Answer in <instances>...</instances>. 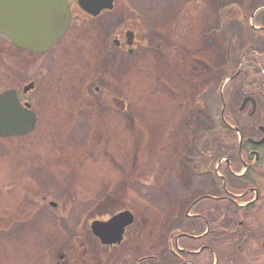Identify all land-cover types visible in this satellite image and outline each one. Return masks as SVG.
Wrapping results in <instances>:
<instances>
[{"label": "rangeland", "instance_id": "374dc122", "mask_svg": "<svg viewBox=\"0 0 264 264\" xmlns=\"http://www.w3.org/2000/svg\"><path fill=\"white\" fill-rule=\"evenodd\" d=\"M115 1L72 20L43 53L0 35V93L35 81L24 98L39 113L29 133L0 137V264H119L90 224L129 208L138 217L123 259L176 264L169 237L187 202L217 194L209 166L235 142L221 94L235 105L259 89L264 0ZM234 223H217V264H264L256 241L230 234ZM145 257L155 259L138 263Z\"/></svg>", "mask_w": 264, "mask_h": 264}, {"label": "flooded vegetation", "instance_id": "af4514ba", "mask_svg": "<svg viewBox=\"0 0 264 264\" xmlns=\"http://www.w3.org/2000/svg\"><path fill=\"white\" fill-rule=\"evenodd\" d=\"M80 16L81 21L93 18L80 10V13H76L72 20L79 22ZM127 28V40L133 41L137 37V28L136 26ZM118 36V34L113 35L116 45L121 44ZM258 55L262 57L259 63L262 67L259 72L262 73L263 78L260 79L257 92L254 90L244 92L241 98L235 101V105L230 102V93L223 91L221 94L222 103L229 118L226 127H229L228 131L235 138V142L233 146L225 144L215 154L212 160L214 163L209 166L208 171H215L214 176L216 175L217 181L221 183L217 188V194H209L205 191L195 193V197H191L186 204L184 217L186 219L183 221V227L175 229L178 231L175 235V231L171 232L169 248L177 257L176 264H217L220 253L214 243L217 242L216 235L222 233L220 230L217 232V223L222 222L228 215H231L235 221L230 234H246L244 245L249 241H256L255 244L264 250V52ZM242 72L235 73L234 78L241 77ZM32 82V88L25 90L24 85L22 91L18 89V95L23 103L31 104L39 121V113L34 109L32 102L24 98L26 93L37 90L38 85L35 81L32 80ZM100 90V86L95 87V91ZM112 98L111 102H113ZM113 103L116 106V102ZM199 164L200 162L194 165L193 171L200 170ZM212 199L217 201L214 202L215 206L209 205ZM223 205L227 208L226 215L224 217L222 213L223 215L218 217L215 211L222 209ZM129 210L134 214V221H137L138 215L135 210L131 208ZM142 221L146 223L147 218L143 217ZM130 227L126 228L121 242L113 245L101 243V251L105 247L111 249V260L118 261L119 264L121 261L124 264H130L129 259H123V251L126 253L132 248L128 243ZM142 233L143 231L140 235ZM172 243L173 246L175 245V250L172 248ZM128 254L130 255L131 252ZM149 260L153 258L140 259L138 263H146Z\"/></svg>", "mask_w": 264, "mask_h": 264}, {"label": "water", "instance_id": "95a60500", "mask_svg": "<svg viewBox=\"0 0 264 264\" xmlns=\"http://www.w3.org/2000/svg\"><path fill=\"white\" fill-rule=\"evenodd\" d=\"M78 4L95 16L111 9L113 0H78ZM70 19L68 0H0V35L31 52L50 49L65 33ZM115 102L124 107L121 101L115 99ZM35 123V113L21 104L15 89L0 93V136L27 134L34 129ZM133 218L130 211H124L107 221H93L91 228L103 242L114 243L122 238Z\"/></svg>", "mask_w": 264, "mask_h": 264}, {"label": "bare ground", "instance_id": "6f19581e", "mask_svg": "<svg viewBox=\"0 0 264 264\" xmlns=\"http://www.w3.org/2000/svg\"><path fill=\"white\" fill-rule=\"evenodd\" d=\"M49 179H50V178L48 177V178H46V180H45V181H46V182H48V181H50Z\"/></svg>", "mask_w": 264, "mask_h": 264}]
</instances>
